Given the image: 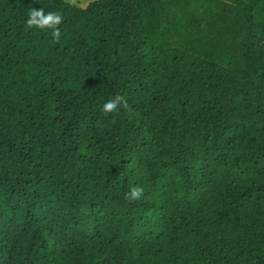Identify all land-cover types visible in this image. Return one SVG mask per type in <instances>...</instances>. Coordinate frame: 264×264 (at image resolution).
Listing matches in <instances>:
<instances>
[{"label": "trees", "instance_id": "16d2710c", "mask_svg": "<svg viewBox=\"0 0 264 264\" xmlns=\"http://www.w3.org/2000/svg\"><path fill=\"white\" fill-rule=\"evenodd\" d=\"M0 264H264V0H0Z\"/></svg>", "mask_w": 264, "mask_h": 264}, {"label": "clouds", "instance_id": "9594fccd", "mask_svg": "<svg viewBox=\"0 0 264 264\" xmlns=\"http://www.w3.org/2000/svg\"><path fill=\"white\" fill-rule=\"evenodd\" d=\"M62 17L58 13L49 12L47 14L44 13L42 9L35 10L33 9L29 13V18L27 19L26 23L29 27L37 26L39 28L48 27L53 29V35L55 37H59L60 33L59 30L56 29V26L61 23ZM123 103L120 97H115L111 99H107L104 101L102 107L104 111H113L118 109L119 105ZM141 195V190L133 188L131 191V196L133 198H139Z\"/></svg>", "mask_w": 264, "mask_h": 264}, {"label": "rangeland", "instance_id": "374dc122", "mask_svg": "<svg viewBox=\"0 0 264 264\" xmlns=\"http://www.w3.org/2000/svg\"><path fill=\"white\" fill-rule=\"evenodd\" d=\"M65 1L80 6L82 8H86L90 3L98 0H65Z\"/></svg>", "mask_w": 264, "mask_h": 264}]
</instances>
